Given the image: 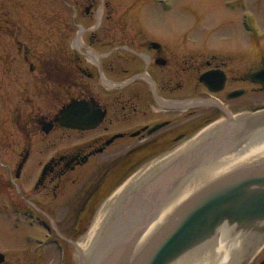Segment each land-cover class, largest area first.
<instances>
[{"label":"flooded vegetation","instance_id":"obj_1","mask_svg":"<svg viewBox=\"0 0 264 264\" xmlns=\"http://www.w3.org/2000/svg\"><path fill=\"white\" fill-rule=\"evenodd\" d=\"M141 1L134 0L129 9L115 14L107 0H60L57 55H43L49 60L39 67L28 60L25 50L23 61L29 69L35 68L44 74L43 83L52 84L57 109L29 119L33 131L43 135L24 133V150L8 182L0 180V193L10 187V219L20 230L4 250L11 257L6 259L0 251V264H31L28 253L33 242L42 247L57 243L59 249L63 248L59 241H66L60 235H75L70 239L79 240L112 192L208 126H219L216 140L221 142L236 125L242 126L249 140L254 136V129L239 118L256 110L252 95L264 93V86L250 79L264 69V54L249 56L258 65L242 70L239 47H222V54L206 56L198 49L203 44L158 36L144 26ZM207 73L210 77L204 81ZM234 92L237 96H231ZM72 102L89 108L83 117L94 126L83 129L61 123ZM45 122L51 124L47 132ZM208 142L201 138L195 147ZM186 151L159 173L171 171L169 165ZM150 200L158 202L156 193ZM136 211L128 206L118 219ZM154 213L147 214V222ZM34 224L43 231L32 233ZM49 235L58 238L53 241ZM250 262L264 264V244Z\"/></svg>","mask_w":264,"mask_h":264},{"label":"rangeland","instance_id":"obj_2","mask_svg":"<svg viewBox=\"0 0 264 264\" xmlns=\"http://www.w3.org/2000/svg\"><path fill=\"white\" fill-rule=\"evenodd\" d=\"M107 1L112 12L119 14L129 9L134 0ZM138 6L146 30L178 41L203 44V48H198L203 55H220L225 47H239L242 70L258 65L249 56L264 54V0H143ZM59 9L60 0H0V180L5 182L24 150V133L43 135L33 131L29 119L57 109L52 84L43 83L44 74L35 68L31 71L23 56L28 50V60L41 67L42 61L49 60H44L43 55H57ZM252 96L256 110H264V93L257 91ZM10 191L7 186L0 193V251L6 259L11 257L6 251L13 235L20 232L10 219ZM35 225L30 227L32 233H41L43 230ZM60 236L66 237V241H59L63 244L59 249L57 243L42 247L33 242L28 253L31 264H87L90 255H78V240L70 239L75 235ZM49 237L53 241L58 238ZM90 250L94 252L95 248Z\"/></svg>","mask_w":264,"mask_h":264},{"label":"water","instance_id":"obj_3","mask_svg":"<svg viewBox=\"0 0 264 264\" xmlns=\"http://www.w3.org/2000/svg\"><path fill=\"white\" fill-rule=\"evenodd\" d=\"M209 77L210 73H207L202 79L205 81ZM250 79L264 86V69L254 72ZM237 94L238 92H234L231 96ZM87 113H90L89 108L84 104L72 102L63 111L61 123L72 128H91L94 123L83 117ZM239 119L246 120L248 126L254 129L252 132L254 138L262 134L260 131L264 129V111L251 113ZM50 128L51 124L45 122L43 130L47 132ZM220 143L221 140H216L212 145ZM201 147L200 145L188 149L175 163L169 165L172 167L171 171L160 173L154 181L146 185L144 191L133 196L125 208L137 207L139 201L148 200L152 203L151 211L161 209L157 206L159 198L169 196L173 188L182 184L188 177L196 162L195 153ZM20 167L21 163L18 168ZM155 193L158 202L150 200L155 197ZM123 215L118 223L126 224L133 219L132 215ZM146 216L140 223L122 229L113 244L98 257L95 264H170L189 250L217 238L223 228L228 229L226 234L230 238H233V235H258L245 249L239 263L246 264L264 242V237H260L264 234V159L239 166L194 190L175 207L134 254V247L149 224Z\"/></svg>","mask_w":264,"mask_h":264},{"label":"bare ground","instance_id":"obj_4","mask_svg":"<svg viewBox=\"0 0 264 264\" xmlns=\"http://www.w3.org/2000/svg\"><path fill=\"white\" fill-rule=\"evenodd\" d=\"M234 128L235 131L228 136L226 134L220 144L213 146L212 141L216 140L220 128L217 124L210 125L180 144L172 154L162 159H156L129 178L103 202L89 231L76 242L78 255H90V264H95L98 257L113 244L114 239L122 229L129 228L131 224L140 223L145 215L151 212V205L146 201H139L136 207L137 211L132 215L133 219L126 224L118 223L120 222L118 216L129 204L131 198L139 193L142 186L146 185L153 177L160 175L161 172L159 173L158 170L165 168L172 159L178 158L185 150L198 145L201 138L205 137L209 144L206 143L202 146L201 153L199 151L195 153V165L193 164L190 170L192 172L182 184L178 188L174 187L169 196L164 199L161 198L163 200L162 207L155 211L151 223L148 222L144 233L139 237L134 247V254L172 213L175 207L194 190L239 166L253 164L264 159V133L249 140L242 126L237 127L236 125ZM155 167H158L156 171L150 172V168ZM158 193L160 195L159 191ZM100 225H102L101 230H99ZM98 230V235H95ZM227 230V228L221 229L218 239H210L205 245L189 250L170 264H239L245 249L251 241L254 242L258 235H233L234 237L230 238L226 234ZM260 237H264V234ZM94 245L96 246L94 247ZM91 248H95L94 252H91Z\"/></svg>","mask_w":264,"mask_h":264}]
</instances>
